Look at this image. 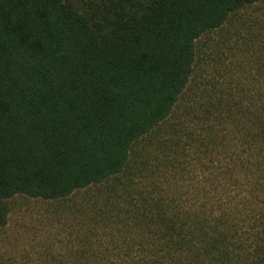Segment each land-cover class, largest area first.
<instances>
[{
    "label": "trees",
    "instance_id": "obj_1",
    "mask_svg": "<svg viewBox=\"0 0 264 264\" xmlns=\"http://www.w3.org/2000/svg\"><path fill=\"white\" fill-rule=\"evenodd\" d=\"M261 1L0 0V233L16 196L60 201L120 177L176 116L196 40ZM250 63L248 92L205 96L196 128L185 106L155 149L210 157L199 193L143 192L134 176L103 198L121 242L56 264H264V53Z\"/></svg>",
    "mask_w": 264,
    "mask_h": 264
},
{
    "label": "rangeland",
    "instance_id": "obj_2",
    "mask_svg": "<svg viewBox=\"0 0 264 264\" xmlns=\"http://www.w3.org/2000/svg\"><path fill=\"white\" fill-rule=\"evenodd\" d=\"M73 1L82 11L91 3V0ZM263 53L264 0L238 11L222 28L196 40L190 84L176 116H172L156 136L133 146L128 167L120 177L60 201L25 196L8 200L7 224L0 233V252L20 264H56L74 261L80 256L76 254L79 250L113 248L121 242L124 232L115 217L118 210L105 205L103 198L109 189H116L134 176L141 178L135 179L134 188H141L143 192H161L162 196L181 199L196 196L201 182L211 173L212 169L207 171L204 165L209 163L210 157L189 151L169 161V154L176 150L170 146L156 158L158 151L155 149L161 143L160 138L171 136L168 126L176 121L175 117L185 113V106L192 104L194 107L195 111L186 116V123L187 127L196 128L199 125L196 109L205 96L223 92L227 97L229 91L240 88L248 92L254 84V68L250 61ZM145 153L148 157L143 156ZM211 158L214 163L209 166H214L220 155L214 154Z\"/></svg>",
    "mask_w": 264,
    "mask_h": 264
}]
</instances>
